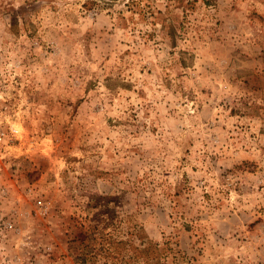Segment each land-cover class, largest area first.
Returning <instances> with one entry per match:
<instances>
[{
  "label": "rangeland",
  "instance_id": "obj_1",
  "mask_svg": "<svg viewBox=\"0 0 264 264\" xmlns=\"http://www.w3.org/2000/svg\"><path fill=\"white\" fill-rule=\"evenodd\" d=\"M50 259L264 264V0H0V264Z\"/></svg>",
  "mask_w": 264,
  "mask_h": 264
},
{
  "label": "built area",
  "instance_id": "obj_2",
  "mask_svg": "<svg viewBox=\"0 0 264 264\" xmlns=\"http://www.w3.org/2000/svg\"><path fill=\"white\" fill-rule=\"evenodd\" d=\"M40 203H42V201L40 200L39 201ZM45 264H61L59 260H53V259H50L48 260Z\"/></svg>",
  "mask_w": 264,
  "mask_h": 264
}]
</instances>
